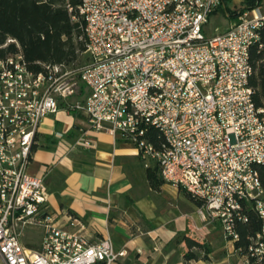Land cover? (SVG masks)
<instances>
[{
	"label": "built area",
	"instance_id": "obj_1",
	"mask_svg": "<svg viewBox=\"0 0 264 264\" xmlns=\"http://www.w3.org/2000/svg\"><path fill=\"white\" fill-rule=\"evenodd\" d=\"M264 5V4H262ZM221 0H80L87 63L27 68L20 53L0 60V261L2 264H113L126 256L110 238L89 243L68 232L48 205L43 180L27 171L40 124L60 109L85 113L153 161L161 179L202 205L229 243L251 202L264 222V109L253 102L251 46L261 6L239 12L207 38ZM12 42V40H8ZM162 138L145 139L147 128ZM78 146H90L84 139ZM71 226L80 224L70 220ZM80 228H83L80 226ZM39 231L38 248L23 243ZM252 256L264 264V227ZM245 264H251L245 259Z\"/></svg>",
	"mask_w": 264,
	"mask_h": 264
},
{
	"label": "crops",
	"instance_id": "obj_2",
	"mask_svg": "<svg viewBox=\"0 0 264 264\" xmlns=\"http://www.w3.org/2000/svg\"><path fill=\"white\" fill-rule=\"evenodd\" d=\"M81 138L90 146H78ZM155 166L131 144L107 131L93 132L85 113L60 109L40 124L27 171L43 180L50 210L66 231L89 243L108 237L114 251H126L113 264H233L238 253L223 239L218 221L202 219L201 206L183 189L164 181L157 189L150 186L146 170ZM70 220L80 224L71 226ZM178 235L206 244L208 260L185 261L188 250L181 238L175 241Z\"/></svg>",
	"mask_w": 264,
	"mask_h": 264
},
{
	"label": "trees",
	"instance_id": "obj_3",
	"mask_svg": "<svg viewBox=\"0 0 264 264\" xmlns=\"http://www.w3.org/2000/svg\"><path fill=\"white\" fill-rule=\"evenodd\" d=\"M231 0H221L220 11L231 21L239 12L249 11L262 5V0H243L238 10L228 7ZM80 0H0V60L20 53L27 68L40 72L42 65L73 64L86 51L84 22L79 15ZM12 40V42H8ZM249 59L253 69L250 86L254 90L253 102L257 108L264 109V25L258 29V40L251 46ZM145 139L159 148L162 138L154 128H147ZM118 141L126 142L117 137ZM262 188H264V166L256 167ZM158 168L146 170L147 180L157 189L163 180H158ZM196 205L202 203L186 193ZM242 214L246 221L236 220L233 241L234 250L251 264H256L252 256L258 247L257 235L264 222L253 209L251 202H243ZM184 242L187 252L185 261L208 260L210 249L185 235H178L176 242Z\"/></svg>",
	"mask_w": 264,
	"mask_h": 264
},
{
	"label": "rangeland",
	"instance_id": "obj_4",
	"mask_svg": "<svg viewBox=\"0 0 264 264\" xmlns=\"http://www.w3.org/2000/svg\"><path fill=\"white\" fill-rule=\"evenodd\" d=\"M262 4H264V0H262ZM229 8L238 10L241 6V0H231L230 3L227 4ZM261 12L264 13V5H261ZM232 21L229 20L222 11L218 10L213 16L210 17L208 23L204 27V35L207 38H211L213 36L225 33L229 27L231 26ZM87 63V56L85 53L81 54L77 61L73 64L74 68H81ZM163 198H166V200L174 201L172 199L171 195L168 192H163L162 195ZM177 207V206H176ZM179 207H177V210ZM223 234V233H222ZM41 239V234L39 231H33L30 233H27L25 237L23 238L24 242H37L33 245H30V247L37 248L39 246V240ZM225 240V238L223 237ZM231 245V244H230ZM233 252L235 251L234 248L231 246ZM237 254V253H235ZM240 255L237 254L234 257V263L233 264H242L240 262ZM0 264L1 261H0Z\"/></svg>",
	"mask_w": 264,
	"mask_h": 264
}]
</instances>
